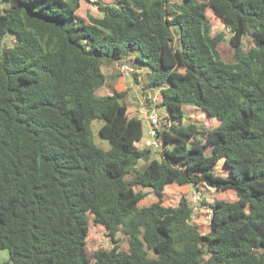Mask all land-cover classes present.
<instances>
[{"label": "trees", "instance_id": "obj_1", "mask_svg": "<svg viewBox=\"0 0 264 264\" xmlns=\"http://www.w3.org/2000/svg\"><path fill=\"white\" fill-rule=\"evenodd\" d=\"M84 1L0 0L6 264H264V0H118L98 3L102 17L87 20L78 15ZM210 14L231 35V63ZM115 63L147 66L130 74L147 108L163 106L173 120L158 126L160 149L137 147L143 122L129 115L127 92L99 94L103 68ZM159 92L158 104L151 94ZM188 106L219 126L202 139L184 122ZM98 119L109 151L93 141ZM170 185L237 200L201 201L211 212L203 233L187 198L165 206ZM138 187L157 201L140 207L149 194ZM92 225L112 247L89 255Z\"/></svg>", "mask_w": 264, "mask_h": 264}, {"label": "rangeland", "instance_id": "obj_2", "mask_svg": "<svg viewBox=\"0 0 264 264\" xmlns=\"http://www.w3.org/2000/svg\"><path fill=\"white\" fill-rule=\"evenodd\" d=\"M177 2H181L182 0H175ZM101 5H116L118 0H98ZM6 9V5H3L0 2V13H4ZM211 15V14H210ZM213 21V34L216 35L218 32L225 33V40L219 46V51L222 59L231 63L234 61V48L231 45L230 39L231 35L228 30L225 29V26L222 22L215 16L211 15ZM12 41H15L12 39ZM244 49L245 51L250 50L253 46L251 38L247 36L244 40ZM126 65V64H125ZM128 65V64H127ZM123 66V64H117V68L113 70L111 66H105L103 71L107 77V83L104 88L99 91L101 95H112L115 92H127L128 95L125 99V103L129 107V115L131 117H138L143 122V139L141 142L137 144L138 148H145L146 142L151 140L149 135L150 131V123L147 119L149 113H151L152 109L147 108V103L145 98L141 94L140 88L134 82V76L130 73L133 71L145 75L147 74L148 68L143 64H135L134 69L132 66ZM122 68L125 71H128L130 75H124L122 73ZM153 96L154 101L159 104L161 103V94L160 92L157 94H151ZM185 109V123H194L196 124L200 131L202 139L206 137V133L217 128L219 126V122L216 119L209 118L205 113L194 109V107L188 106ZM155 113L159 116L160 124L163 126H170L173 124V120L169 116V112L167 108L161 106L155 108ZM105 124L104 120L98 119L92 122L91 130L93 141L95 145L103 150L109 151L111 149L110 143L108 140L104 139L100 135V130ZM206 134V135H205ZM154 158H160V155L157 154V151H153ZM223 162H221L217 167V174L219 175L222 169ZM224 175V174H223ZM137 191H143L148 193L147 198L140 204V207H148L157 201V198L150 190H141V188H136ZM183 198H187L191 205L196 209L194 221L200 227L203 233H207L210 230V220H211V212L209 210V206H203L201 201H204L207 205L214 203L215 201L224 200L228 202H234L237 200V197L232 192H216L215 190L201 186L200 191L195 187L187 185L180 187L178 185H170L165 190V198L164 204L168 207H177L180 201ZM198 198V199H197ZM120 242L123 250H128L127 241L124 239L123 235L120 234ZM111 243L106 239L103 230L100 227H96L92 225L90 235L87 240L86 250L89 255L93 254L95 251L99 249H109L111 248ZM260 254H264V249L259 251ZM10 256L8 251L0 250V264H6L9 262ZM10 264H13L10 262Z\"/></svg>", "mask_w": 264, "mask_h": 264}, {"label": "built area", "instance_id": "obj_3", "mask_svg": "<svg viewBox=\"0 0 264 264\" xmlns=\"http://www.w3.org/2000/svg\"><path fill=\"white\" fill-rule=\"evenodd\" d=\"M98 3V0H89L90 5H97ZM122 73L124 75H129V69L128 71H125V69L122 68ZM147 119L150 123L149 135L151 137V140L146 142V146L153 147L154 149H160L162 144L156 139L158 135L157 129L160 121L158 115L155 113V110L151 111V113L148 114Z\"/></svg>", "mask_w": 264, "mask_h": 264}, {"label": "crops", "instance_id": "obj_4", "mask_svg": "<svg viewBox=\"0 0 264 264\" xmlns=\"http://www.w3.org/2000/svg\"><path fill=\"white\" fill-rule=\"evenodd\" d=\"M78 15L81 18L86 19V20L88 19L89 16H94V17H97V18H101L102 17V14L99 13V11H98V6L97 5H90L89 2H86V1L81 3V7L78 10ZM117 64H119V63H115V64L109 65V66H111V68L113 70H115L117 68Z\"/></svg>", "mask_w": 264, "mask_h": 264}]
</instances>
